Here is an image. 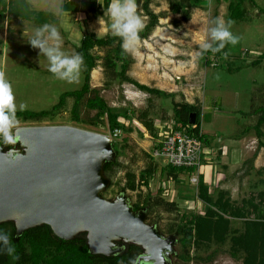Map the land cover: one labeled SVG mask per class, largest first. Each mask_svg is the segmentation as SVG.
Wrapping results in <instances>:
<instances>
[{"label": "rangeland", "instance_id": "rangeland-1", "mask_svg": "<svg viewBox=\"0 0 264 264\" xmlns=\"http://www.w3.org/2000/svg\"><path fill=\"white\" fill-rule=\"evenodd\" d=\"M26 1L36 12L53 13L56 20H52L51 25L59 31L61 51L67 55L75 52L80 36L86 32H93L97 37L113 34L112 19L108 12L112 0L108 7L103 5V0ZM87 2L98 3L96 13L88 8ZM228 2L200 0L196 5L182 7L180 13H175L169 8V0L151 1V11L160 16L158 25L150 31L146 39H139L138 43L133 45V50L125 51L129 62L126 73L140 84L168 93L166 96L141 91L133 84L121 81L120 78L108 81L101 61H97L91 72L90 84L91 87L98 89L109 111L118 116L123 128L119 129L120 133L116 136L114 131L108 128L106 116L102 123L90 121L95 110H86L82 107L81 121H74L70 115V103L55 113L51 119L37 122L17 119L15 129L22 126L69 125L109 136L112 144H116L118 154L115 159L120 166L109 179L110 184L103 191V196L114 199L119 193H123L133 205L139 196L143 198L148 191L155 194L161 190L164 199L177 203V210L166 212L158 208L148 215L147 222L158 226L165 235H168L172 233H166L167 229L179 221L182 214L202 215L206 205L197 197V184L191 183L189 176L182 173L176 180L167 176V162L164 157L152 154L153 145L156 136L165 133L167 126L174 122L172 101L199 104L200 127L202 126L209 139L216 138V148L226 139L241 137V162L229 173L226 182L229 183L228 195L231 199L239 206L250 207L251 198L256 196V192L264 193V148L257 150L254 167L251 166L253 162L251 164L250 161L257 147L253 129L256 118L248 114L263 101L264 96L261 87L264 84V58L260 63L251 65V62L264 51V13L257 15V7L264 8V0H254L256 6L245 0L243 6L247 10L246 19L238 22L228 18ZM64 3L76 4L80 10L64 11ZM136 11L145 25L147 16L138 7ZM59 14L60 17L64 16V20L71 18L72 15V30L68 28L70 20L59 21ZM4 16L0 18V72L12 85L17 110H21L22 104L26 105L23 110L50 109L62 92L81 87L82 70L78 80L73 83L60 80L48 71L47 58L28 43L29 38L38 29L36 25L26 20L12 19L7 14ZM218 19L223 20L225 24L228 21L232 22L229 30L239 38L238 42L235 45L226 43L219 50L218 56L209 51L198 56L203 42L212 44L208 30L215 26L213 21ZM61 27L67 28L65 32ZM103 53L104 49H96L97 55ZM207 59L211 62L210 65L205 63ZM120 66L121 64H117V69ZM145 109L154 123L155 136H152L137 119L140 112ZM218 150L217 148L214 154H217ZM209 165V161L202 163L206 170ZM126 172L134 174L136 184L141 173L150 174L148 187L140 184L138 187L136 185V190L123 191ZM213 183L215 185V182ZM212 189V194L215 195L217 187ZM229 219L230 229L235 232L243 229L244 218ZM230 236L231 232L227 237ZM229 245V241L223 243L214 240L207 243L194 241L190 246V255L194 257L184 262L178 258L181 244L177 240L174 245L175 252L170 256L169 262L242 264V260L229 255ZM214 250V258L205 260L204 257Z\"/></svg>", "mask_w": 264, "mask_h": 264}, {"label": "trees", "instance_id": "trees-1", "mask_svg": "<svg viewBox=\"0 0 264 264\" xmlns=\"http://www.w3.org/2000/svg\"><path fill=\"white\" fill-rule=\"evenodd\" d=\"M151 1L136 0L137 7L148 18L145 27L139 32V39L141 40L149 36L150 31L158 25L160 18L158 14L151 11ZM228 1V18L236 22L246 19L247 10L243 6L245 0ZM248 1L252 6H256L254 0ZM199 2L200 0H169V8L175 13H180L182 7L187 8ZM103 3L105 7H108L110 0H103ZM86 4L92 12H97L98 3L87 2ZM257 9V15L264 13V8L257 7ZM63 10L78 12L80 9L76 4L64 3ZM5 14L15 20L29 21L38 28L42 24H52V20H56L51 12H36L31 9L26 0H0V18H4ZM121 43L122 38L114 34H105L102 37H97L93 32L84 33L75 48V52L83 56V65L81 66L83 83L81 87L76 90L62 92L58 101L50 109L39 111L17 110V119L26 122L51 119L55 113L63 110L70 103V115L74 121H81V108L84 107L86 110L96 111L90 119L92 123H102L104 116H106L108 128L111 131L122 129L123 126L119 123L118 116L109 111L105 100L99 95L98 89L91 87V72L96 67L98 60L101 61L104 75L108 81L120 78L121 81L131 83L137 89L152 95L166 96L168 93L150 88L128 77L126 72L129 62L125 50L121 47ZM212 45L216 47L218 43L212 41ZM97 48L104 49L103 55L96 54ZM209 52L212 51L209 50ZM213 54L218 56L219 51L213 52ZM263 58L264 51L259 54L255 61L251 62V65L260 63ZM205 63L211 64L208 59L205 60ZM117 64H121L119 69H117ZM215 64L212 63V65ZM261 87L263 91L264 84ZM200 109L199 104L172 101L173 121L175 124L189 128V116L191 113H195V122L193 130H191L197 132L200 129ZM248 114L254 115L256 118L253 129L257 138V147L250 161L252 164L257 150L264 148V96L263 101L251 109ZM137 119L152 136H155L154 123L149 117L147 109L141 111ZM202 137L208 144V135L202 133ZM2 146L9 149L12 144ZM115 146L116 144L113 143L117 157L118 152ZM119 166L116 159L106 162L103 166L104 174L111 179ZM166 166V174L173 180H176L179 174L183 173L189 176L191 172L195 171L194 168L187 169L169 164ZM133 176V173H125L123 191L127 189L136 190L138 186H141L140 184L148 187L150 174L141 173L137 184L134 182ZM161 193V190H158L155 194L148 191L143 198L139 196V199L133 203V209L145 210L147 217L158 208L166 212L176 211L177 203L164 199ZM197 197L206 205L204 213L202 215L189 214L187 216L182 214L179 221L173 223L166 231V233H174L181 244L178 258L187 262L194 257L190 255V246L194 241L200 243H207L211 240L220 243L229 241V255L234 259L242 260V264H264V193L261 191L256 192V196L254 195L251 198L250 207L245 208L236 204L225 191L217 190L215 195L210 193L208 185L203 181V177L200 174L197 182ZM229 217L244 218L243 229L239 232L230 229L231 221ZM0 229L5 234H10V241L15 245L16 253L19 257L18 260L13 261L10 256L0 255V264H134V260L142 252L139 246L127 244L121 253L110 257L91 254L85 233H80L71 240H64L55 236L51 228L46 224L27 229L20 236H16L15 226L11 221L1 223ZM230 232L231 236L227 237ZM214 256L215 250L204 258L205 260H212ZM197 259H201V257H197Z\"/></svg>", "mask_w": 264, "mask_h": 264}, {"label": "water", "instance_id": "water-1", "mask_svg": "<svg viewBox=\"0 0 264 264\" xmlns=\"http://www.w3.org/2000/svg\"><path fill=\"white\" fill-rule=\"evenodd\" d=\"M14 134L18 147L0 145V224L13 222L16 236L44 224L64 240L85 233L89 252L106 257L134 244L142 249L134 264H170L177 236L149 224L123 193L102 195L110 184L103 166L116 156L109 136L69 125L22 126Z\"/></svg>", "mask_w": 264, "mask_h": 264}, {"label": "clouds", "instance_id": "clouds-1", "mask_svg": "<svg viewBox=\"0 0 264 264\" xmlns=\"http://www.w3.org/2000/svg\"><path fill=\"white\" fill-rule=\"evenodd\" d=\"M136 9V0H112L108 8L112 19L111 29L115 36L122 38L121 47L125 51L133 50V45L138 43L139 32L145 27ZM213 23L215 26L208 30V36L213 42H219V44L213 47L212 44L203 42L200 45L201 51L197 53L198 56L209 50L217 52L226 43L235 45L238 42L239 38L229 30L231 21L225 24L223 20L218 19ZM28 43L47 58L49 61L48 71L58 79L69 83L78 80L83 65V56L78 52L67 55L61 51L60 33L54 25L46 24L36 29ZM24 108L26 105H20L21 110ZM16 112L17 105L12 85L0 72V145L17 143L14 134L17 124ZM9 152H14V149H10ZM0 255L10 256L13 261L19 259L15 245L10 241V234H5L2 229H0Z\"/></svg>", "mask_w": 264, "mask_h": 264}, {"label": "built area", "instance_id": "built-area-1", "mask_svg": "<svg viewBox=\"0 0 264 264\" xmlns=\"http://www.w3.org/2000/svg\"><path fill=\"white\" fill-rule=\"evenodd\" d=\"M186 128L180 124L168 125L165 133L156 137L152 154L164 157L167 164L175 167L194 168L195 171L189 174L191 183L197 184L198 176L196 171L204 160L206 149L205 139L202 131H192L193 124ZM192 129V130H191ZM119 130H114V136L119 134Z\"/></svg>", "mask_w": 264, "mask_h": 264}, {"label": "crops", "instance_id": "crops-1", "mask_svg": "<svg viewBox=\"0 0 264 264\" xmlns=\"http://www.w3.org/2000/svg\"><path fill=\"white\" fill-rule=\"evenodd\" d=\"M68 13V12H65ZM64 13V14H65ZM71 18L67 19L70 20L71 23H69L68 28H71L72 30V15H70ZM67 18V16L65 15ZM63 18V19H61ZM67 20H64V16L60 17L59 14V21L65 22ZM61 25V23H60ZM65 24H63L64 26ZM64 30V27H61ZM65 32V31H64ZM76 33V32H75ZM76 35V34H75ZM74 35V36H75ZM84 35V34H83ZM82 36H80L81 39ZM80 41V40H79ZM202 130V126L200 127ZM202 133L203 130H202ZM209 139V138H208ZM209 145H206L205 154H204V160L203 162L209 161L210 165L208 167V170L204 169V166H201L196 171L197 176L202 175L203 181L208 185L209 192H213V187H217V190L225 191L227 194L229 193V183H227L226 178L229 176V173L234 171L235 168H237L238 164L241 162V155H240V149H241V137L235 136V138H229L226 139L225 142H221L220 147L217 148L218 153L214 154V151L216 152V138L211 137L209 139ZM213 142V143H212ZM253 167H254V160H253ZM215 182V185L214 183ZM216 192V191H215Z\"/></svg>", "mask_w": 264, "mask_h": 264}, {"label": "flooded vegetation", "instance_id": "flooded-vegetation-1", "mask_svg": "<svg viewBox=\"0 0 264 264\" xmlns=\"http://www.w3.org/2000/svg\"><path fill=\"white\" fill-rule=\"evenodd\" d=\"M17 145V144H16ZM12 146H15V145H12ZM18 146V145H17ZM140 264H144L143 262H141Z\"/></svg>", "mask_w": 264, "mask_h": 264}]
</instances>
